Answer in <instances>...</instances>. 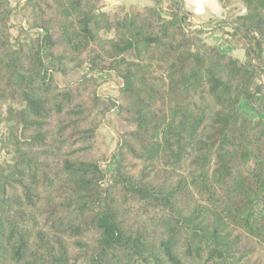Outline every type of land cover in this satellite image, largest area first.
Here are the masks:
<instances>
[{
	"label": "trees",
	"instance_id": "obj_1",
	"mask_svg": "<svg viewBox=\"0 0 264 264\" xmlns=\"http://www.w3.org/2000/svg\"><path fill=\"white\" fill-rule=\"evenodd\" d=\"M241 1L224 36L250 41L245 63L185 34L180 17L103 13L102 0H28L43 34L15 49L0 0V264H264L252 247L264 244V123L238 110L264 72V0ZM64 52L123 80V154L143 168L121 165L105 191L84 95L94 80L60 89L41 76L42 56Z\"/></svg>",
	"mask_w": 264,
	"mask_h": 264
},
{
	"label": "rangeland",
	"instance_id": "obj_2",
	"mask_svg": "<svg viewBox=\"0 0 264 264\" xmlns=\"http://www.w3.org/2000/svg\"><path fill=\"white\" fill-rule=\"evenodd\" d=\"M27 1L28 0H5L6 9L9 12V42L15 49L18 48L20 44L28 43L31 38H36L43 34L40 29L33 28L32 16L27 11ZM156 5H160V3H156L154 7H150L149 9H153L156 12L158 10ZM171 8L173 9L171 10L172 12L174 10L179 11L180 4L178 2H173ZM156 13L160 18L168 20L162 17L163 14H159L158 12ZM178 13V18H181L180 26L184 33L190 34L197 32L198 38L204 44L208 45L203 36L205 31L199 28L194 29L191 23L186 24L187 22L184 21V17L186 18L185 14L181 13V11ZM228 20L232 26V31L229 33H232L235 25L231 22L232 19ZM223 21H225V19H223ZM216 27H218V25L212 24L211 26H206V29H214ZM101 35L102 37L111 38V34L102 33ZM227 39L234 44L237 48L236 50L244 51L243 58H240L236 53H233V59L240 63H245L247 56L251 55L249 52H245L242 45H248L250 41L245 37H240L238 43L233 41L231 38ZM208 46L216 49L215 46ZM216 51L218 52L217 49ZM262 51L263 50L261 48V56ZM58 54H60L61 57L49 58L44 55L41 59V63L43 64L41 76L45 78L46 81L52 82L54 87L60 89H72L76 85H80L82 80L85 78H92L94 80L89 84V89L84 95L89 96L90 101L93 104V112L97 115L98 119V125L95 133V143L98 146L100 153V157L97 160L98 167L104 174V179L100 182V187L105 191L112 180V176L117 173L121 165L128 167L135 163L138 168L136 171H140L143 168V164L133 160L130 154H123V136L127 132L131 131V127L125 122V120L122 119L120 115L121 101L119 97L120 91L123 88V80L119 74L113 70L91 73L89 71L87 59L74 60L71 59L69 54L66 52ZM250 93L255 95V98H257L256 101L251 100V103L250 100L243 99L245 102H242L241 105L238 106V110L250 120L264 123V116L260 115L255 110L257 106L264 110V100L260 99V97L264 95V72L256 76L250 87ZM14 107L16 109L19 108L18 105H14ZM5 108L6 105H3V110H5ZM8 127L9 125L6 122L0 124V163L9 161L7 144ZM51 132L52 127H49L48 133ZM5 143L7 144V149ZM122 154V157H124L123 162L120 160V156ZM153 167L155 170H161L159 162ZM131 174L134 175L136 172ZM104 198L105 195H103V199ZM97 205H99V202ZM210 219L211 218H207L206 220ZM228 229L230 230V233H237V230L235 229L227 228L226 230ZM252 247L255 249V252H257L255 255L260 258L262 263H264V244L256 242Z\"/></svg>",
	"mask_w": 264,
	"mask_h": 264
},
{
	"label": "crops",
	"instance_id": "obj_3",
	"mask_svg": "<svg viewBox=\"0 0 264 264\" xmlns=\"http://www.w3.org/2000/svg\"><path fill=\"white\" fill-rule=\"evenodd\" d=\"M173 2L180 4L181 13H184V21L186 24L191 23L194 29H202L205 31L204 40L210 46H215L218 52L222 55L232 57L236 53L238 57H244V51H238L237 48L231 43L224 35V32L232 31L231 23L228 19H232L246 14L245 6L241 0H230L229 5L224 7L222 0H102L103 13H111L115 8H122L125 12L132 9H142L154 7L156 3L157 11L163 14V18L170 19L177 15L179 11H171ZM225 19V21H223ZM223 21V22H222ZM218 25L214 29H206L208 25ZM231 26V27H230ZM262 59L264 62V43L262 45ZM233 58V57H232ZM243 100L240 101L239 106Z\"/></svg>",
	"mask_w": 264,
	"mask_h": 264
}]
</instances>
